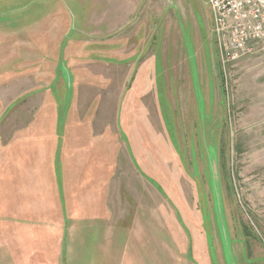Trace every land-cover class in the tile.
<instances>
[{"label":"rangeland","instance_id":"1","mask_svg":"<svg viewBox=\"0 0 264 264\" xmlns=\"http://www.w3.org/2000/svg\"><path fill=\"white\" fill-rule=\"evenodd\" d=\"M103 6L0 0L3 264H42L34 254L48 249L53 264H77L63 225L74 234L95 203L83 223L116 205L118 253L132 264L143 251L167 264H264V43L224 69L207 0H139L109 30ZM20 63L38 70L37 87L16 85Z\"/></svg>","mask_w":264,"mask_h":264},{"label":"crops","instance_id":"2","mask_svg":"<svg viewBox=\"0 0 264 264\" xmlns=\"http://www.w3.org/2000/svg\"><path fill=\"white\" fill-rule=\"evenodd\" d=\"M99 4L102 5V7H104L103 5L106 6V10H104V12H98V14H100V18H103V20H105V23H103L102 25L107 27L108 30L109 29H118L121 26L124 25V21H128V19L132 18L133 15H135L136 11L138 10V2L139 0H128L127 3H124V0H98ZM123 13V15H121ZM121 15V20L123 22H114L113 21H117L119 19V16ZM107 30V31H108ZM106 31V33H107ZM109 32V31H108ZM31 66V65H30ZM17 68H19V71L16 70L15 71V79H18L19 81L17 82L15 79H11L9 82H13L14 80L16 81V85L17 83H21L22 80L27 81L26 83H28L29 85H27L28 87L31 88L32 83H35V86H38V70L35 71L34 75L32 74L33 69L31 68L28 71H23V65L22 63L16 65ZM23 73H27L26 76H23ZM6 74V73H5ZM18 74V76H17ZM30 74V75H28ZM0 77H1V73H0ZM23 78V79H22ZM8 83V82H7ZM21 85V84H20ZM14 85V89L12 90L10 93H16L17 91V87ZM33 88V87H32ZM7 99V97H1L0 96V103L2 101H5ZM256 160H258V158H263L262 162L264 163V151L257 157H255ZM96 180H99V176L96 177ZM97 187V186H96ZM97 189V188H96ZM32 192L34 193V191L32 190ZM89 194H93L91 192H88ZM111 195V188L108 191V195ZM95 195V193L93 194ZM109 195V196H110ZM49 194H47V199H46V210H44L47 214H46V223L43 226V228L45 227L46 229V243L48 242V246L47 249L49 248V243H51L53 245V241H54V220H50L49 219V212L52 213V210L54 209V205L49 204V199H48ZM53 197V196H52ZM51 197V198H52ZM53 199V198H52ZM98 202V201H97ZM36 201L33 203L31 201V208L30 211L33 214V211L35 210L34 207L36 206ZM50 207L52 209H50ZM70 207V206H69ZM85 209H89V210H93L98 208L96 206V203L94 205H92L91 207H84ZM81 210V213L79 215V227L78 230L76 232L71 233V231L73 230V227H70L71 224H65L63 225V228H68L67 232L65 231L64 234H71L74 235L72 237H74V241L72 242V246H74V249L71 250V252L68 253V259L71 258L73 260H77V264H132V261H130V259L128 257H124V256H120V254L118 253V244H117V233H118V220L114 219V212H116L117 206L113 205L112 203H109L106 205L105 207V211L101 210V213L99 214L98 211L96 210V212L92 213L93 214L92 219H90L89 221H87L86 223H83L84 218L87 217L88 218V214L86 213V216H83V213L87 210ZM39 209H37L36 211H38ZM35 211V212H36ZM70 213V211H69ZM68 213V214H69ZM105 213V215L103 214ZM117 213V212H116ZM95 214V215H94ZM108 214H110V216H108ZM100 215V216H99ZM103 215V216H102ZM37 216V214H36ZM139 222L137 223L136 226L139 227H150V222L149 221H144V220H138ZM1 226V224H0ZM67 226V227H66ZM22 227V226H21ZM1 228V227H0ZM49 228L52 229V232L49 233ZM145 230L142 231V234H144ZM18 235V233H17ZM21 235V233H20ZM17 236V238H19V236ZM51 236V237H49ZM143 236V235H142ZM15 239V244L19 243V241H22V236H20V240L18 241V239ZM45 238V237H44ZM30 239V238H29ZM144 239V238H143ZM5 240V238H4ZM67 242V241H66ZM75 244V245H74ZM205 244V243H204ZM203 244V245H204ZM7 242L6 240L1 242L0 240V264H3V262L5 263V261L8 259V255L6 253L7 251ZM50 245V247L52 248L53 246ZM70 243L68 241V247H69ZM71 247V246H70ZM69 247V249H70ZM204 252H205V262L207 260V251H205L206 246L204 245ZM67 248V247H66ZM17 246L15 247V255L18 253L19 254V250H17ZM49 250V249H48ZM46 252V254H44V256H42V253H40V255L34 254L36 256H34L35 259L40 260L42 262V264H47L49 260H53L51 255H52V251ZM70 251V250H69ZM128 256V255H127ZM29 260V257H27ZM31 259L33 257H30ZM142 258V260H140ZM165 255L162 253V257L160 255V253H145L144 251L142 252V254L140 255V259L139 261H143V263L141 264H167V260L165 259ZM15 259H18L17 256H15ZM30 262V261H28ZM54 262L52 261V263L49 264H53ZM29 264H38V263H33V261H31V263ZM139 264V263H138Z\"/></svg>","mask_w":264,"mask_h":264},{"label":"built area","instance_id":"3","mask_svg":"<svg viewBox=\"0 0 264 264\" xmlns=\"http://www.w3.org/2000/svg\"><path fill=\"white\" fill-rule=\"evenodd\" d=\"M224 69L253 55L264 43V0H207Z\"/></svg>","mask_w":264,"mask_h":264}]
</instances>
